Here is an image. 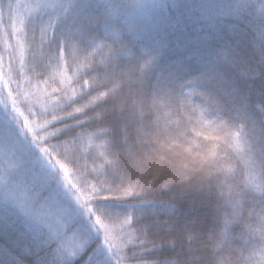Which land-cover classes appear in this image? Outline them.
I'll return each instance as SVG.
<instances>
[{"label":"trees","instance_id":"trees-1","mask_svg":"<svg viewBox=\"0 0 264 264\" xmlns=\"http://www.w3.org/2000/svg\"><path fill=\"white\" fill-rule=\"evenodd\" d=\"M35 2L0 0V264L70 261L57 240L47 239L46 229L33 225L42 221L27 208L25 193L39 171L42 147L52 149L46 155L67 157L69 179L86 195L106 178L97 156L101 150L95 147L99 141L73 144L68 136L50 138L53 114L64 117L75 107L64 106L63 92L53 88L68 95L75 89L79 95L72 82L79 74L75 65L48 68L39 58L40 24L53 20L57 32L71 28L80 38L81 56L93 69L81 68L87 76L80 78L96 76L92 95L104 92L90 107L102 113L101 123L110 128L118 173L125 183L144 185L129 201L137 222L134 242L122 240L119 249L125 264H264V226L257 216L264 197L240 183L241 204L232 219L231 206L218 196L217 179H206L207 165L201 169L199 157L194 163L184 151L193 127L209 135L213 129L217 135L235 130L246 141L245 153L257 147L253 129L264 127V0H58L53 8L30 10ZM95 43L104 47L92 52ZM109 45L105 67L99 61ZM61 73L67 84H61ZM153 97L158 102L151 106ZM141 99L142 104L134 103ZM196 108L203 110V119ZM204 121L211 123L205 126ZM196 139L201 148L193 153L219 143L218 152L236 170L233 183L245 179L239 155L225 142ZM255 171L260 183L264 171ZM188 173L189 187L178 181ZM200 177L212 212L203 222L198 218L204 211L199 212L188 191ZM106 179L115 185L121 176L109 169ZM226 216L232 223H224ZM112 258L113 264L120 258L116 249Z\"/></svg>","mask_w":264,"mask_h":264},{"label":"snow or ice","instance_id":"snow-or-ice-1","mask_svg":"<svg viewBox=\"0 0 264 264\" xmlns=\"http://www.w3.org/2000/svg\"><path fill=\"white\" fill-rule=\"evenodd\" d=\"M57 2L58 0H36L35 4L29 5V8L30 10L53 8ZM39 30V44L42 46L39 58L45 62L44 66L48 68L59 67L62 62L66 64L71 62L76 66L79 73L76 75V79L72 81L78 85L79 95L75 89L71 95H68L63 88H53V92H63L61 96L64 106L75 107L64 117L53 114V122L49 125L52 129L50 138L56 140L61 136H68L73 144L82 143L85 139L89 144H92L93 141H99L95 147L101 150L97 156L102 161L105 177L107 178L108 170L111 169L113 174L121 176V180L113 185L110 180L100 178L97 183L91 185L90 194L86 195L81 185L69 179L71 173L69 172L67 157L62 159L58 152H52L51 156L46 155L45 153L51 152L52 149L42 147L39 150L42 161L39 171L33 173L30 187L25 193L27 208L38 221H42L48 227L54 237L61 239V247L67 252L68 257L72 258L68 264H109L113 249H116L117 255L120 256L115 264H125L119 249L124 246L122 240H126L127 243L134 242L136 232L132 225L137 222L134 212L128 210L131 207L129 201L143 191L144 185L138 181L125 183L123 173H118L116 166L118 157H114L110 152L113 145L110 128L101 123L102 113L93 111L90 107V105H96V101L104 96V92L101 91L96 96L92 95L96 88V76L86 79L80 78L81 75L87 76L86 71H80L81 68H86L87 71L93 70L90 62L85 63L87 58L81 56L80 38L71 28L66 32H57L54 20L41 23ZM80 36H83L82 32ZM103 47L102 43H95L91 51L95 52ZM110 53L111 46L109 45L108 50L104 52L99 61L101 65L106 67ZM144 67H146V63L141 65L142 69ZM61 76V84H67L68 78L63 73ZM117 86L114 84L113 88ZM190 95L191 93H189ZM40 102L42 103V100ZM157 102V98L153 97L151 106ZM134 103L139 105L143 101L141 99L139 102L134 101ZM188 103L190 104L191 101L189 100ZM120 107L122 108V104ZM15 110L20 111L19 109ZM193 111H199L201 113L199 119H203L202 109L196 108ZM140 115L142 116L143 112ZM68 120H72L74 123H68ZM210 123L204 121L205 126ZM243 128L244 125L241 124L240 129L243 130ZM28 130L31 132L30 126ZM190 131L192 138L184 151L193 156L194 163L197 162L195 158L199 157L198 163L201 169L207 165L206 179L212 177L217 179L218 182L215 187L218 190V196L223 197L225 204L231 206L233 210L232 219L237 218L238 206L241 204L243 189L239 188L240 183H244L246 186L251 185L264 197V187H262L264 179L257 183V172L255 171L257 168L264 171V127L258 130L253 129L257 147L255 149L250 148L248 153L244 152L246 141L242 142L238 131H225L222 135L216 134L217 129H213L211 135L197 127L191 128ZM183 134L182 132L181 135ZM201 136L205 141L225 142L233 152L238 154L244 165L245 179H236V182L233 183V179L237 177L236 170L227 155L218 152L219 143H211L210 148L204 147L202 151L193 153V148H201V144L196 139ZM63 143L67 145V141ZM184 167L187 168V164ZM83 179L84 187H87L88 174ZM105 185L109 186L105 187ZM259 203L261 208L257 212V216L260 224L264 226V199H261ZM232 219L226 216L224 223L230 224ZM245 226L249 227L250 225L246 224Z\"/></svg>","mask_w":264,"mask_h":264},{"label":"rangeland","instance_id":"rangeland-1","mask_svg":"<svg viewBox=\"0 0 264 264\" xmlns=\"http://www.w3.org/2000/svg\"><path fill=\"white\" fill-rule=\"evenodd\" d=\"M6 131H7V129H6ZM4 141H6L7 140V137L5 136L4 137V139H3ZM198 165V164H197ZM198 168L197 169H199V165L197 166ZM192 174V173H191ZM190 173H188L186 176H184L181 180H178L181 184H183V186H193V185H188L187 184V182H186V179H189V177H191L190 175H191ZM188 175H189V177H188ZM201 176H202V174H201ZM202 177H200V178H198V179H201ZM195 185H197V187H195ZM204 187H206V184H205V179H201V181L200 182H198L197 181V183H194V187H190L189 189H188V191H191V192H189V194H190V200H192V202H194V204L196 205V208L197 207H199L200 209H199V212H201V211H204V214L202 215L201 214V216L198 218V220L199 221H201V222H203V221H206V218H208V215L209 214H211L210 213V205H209V200H208V195L207 194H205L204 195V193H202V189H204ZM220 205H219V203H216L215 202V212H217L218 211V207H219ZM209 212V213H208ZM207 215V216H206ZM33 223V225L36 227V224L37 225H39V226H42L44 229H46V233L48 234V237H47V239L48 238H50V240L51 241H58L60 244H59V246H60V248L62 249V251H63V253H65V251H64V249L61 247V239H59V238H56V237H54L52 234H51V232H50V230L48 229V227L44 224V223H36V221H33L32 222ZM199 226V225H198ZM197 226V227H198ZM199 229L201 228V227H198ZM67 253V252H66ZM111 256H112V253H111ZM70 258V260L72 259L71 257H69ZM194 258H191V260H193ZM113 258L109 261V264H113ZM214 264V263H213Z\"/></svg>","mask_w":264,"mask_h":264}]
</instances>
